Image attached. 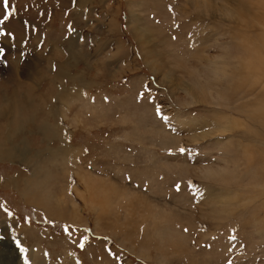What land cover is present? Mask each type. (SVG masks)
Returning <instances> with one entry per match:
<instances>
[{"label": "rangeland", "instance_id": "rangeland-1", "mask_svg": "<svg viewBox=\"0 0 264 264\" xmlns=\"http://www.w3.org/2000/svg\"><path fill=\"white\" fill-rule=\"evenodd\" d=\"M261 1L9 0L0 264H264Z\"/></svg>", "mask_w": 264, "mask_h": 264}, {"label": "bare ground", "instance_id": "bare-ground-1", "mask_svg": "<svg viewBox=\"0 0 264 264\" xmlns=\"http://www.w3.org/2000/svg\"><path fill=\"white\" fill-rule=\"evenodd\" d=\"M259 3V2H258ZM264 3V1H261L260 2V4L258 5V7L257 8H259L262 4ZM134 30L137 32V34L140 36V34H142V32L145 30H140V27L139 26H137V25H135L134 26ZM262 33H264V28H262V31H261ZM254 51V50H253ZM247 53V52H246ZM256 66V65H255ZM217 67H219V66H217ZM220 68V67H219ZM251 70H253V71H255L256 72V70L255 69H252L251 67H249ZM257 68V67H256ZM259 69V68H258ZM220 70V69H219ZM221 71L225 74V71H224V69H222L221 68ZM260 73L261 72H264V70H261V71H259ZM264 74V73H263ZM190 93H192V92H194V91H197L199 88H198V86H195V87H193V86H191L190 85ZM186 89H188V88H186ZM188 91V90H187ZM263 92H264V90H263ZM263 98H264V95H261ZM262 98V99H263ZM203 100V99H202ZM255 109H257L260 113H261V115H263L264 116V100H262L261 101V105H259L257 108H255ZM232 123H235L236 124V122H232ZM228 126H230V125H228ZM44 132H46V133H49L50 135H53V136H59L60 137V139H61V141H63L64 139H62V138H64V132H62V131H60L59 129L57 130V128L56 127H53V126H47V125H43L42 126V128H41ZM223 129V127L221 126V130ZM228 129V128H227ZM226 131V130H225ZM52 136V137H53ZM9 143H11V140H9ZM63 143V145H64V151H67L68 150V147L67 146H65V144H64V142H62ZM1 145H2V143H0ZM10 146V149H9V152H8V157H10V158H12V159H17L16 157H17V149H16V146H15V144H11V145H9ZM20 159V158H19ZM247 161H249V162H252L253 160H254V158H253V155H252V153H248L247 154ZM258 160H260V161H263L262 159H258ZM260 196V195H259Z\"/></svg>", "mask_w": 264, "mask_h": 264}, {"label": "snow or ice", "instance_id": "snow-or-ice-1", "mask_svg": "<svg viewBox=\"0 0 264 264\" xmlns=\"http://www.w3.org/2000/svg\"><path fill=\"white\" fill-rule=\"evenodd\" d=\"M15 14V8H10L9 7V0H3V19L0 20V23H4L5 21L9 20V18L11 16H13ZM69 28H71V25L69 26ZM6 35H11V33H5L3 30H0V36H6ZM175 39V37H173ZM2 49H0V53H2ZM107 100V98H105ZM155 113L156 115L161 119V120H168L169 118L167 116L161 115V109L160 107H156L155 109ZM186 149L184 148H180L179 152L181 154L185 153ZM176 190L179 192L181 191V187L180 185H176ZM9 215H11L9 213ZM185 231H187V229H185ZM19 247V244L17 245ZM21 252H24L23 248H20ZM25 264H27V260L25 261Z\"/></svg>", "mask_w": 264, "mask_h": 264}]
</instances>
